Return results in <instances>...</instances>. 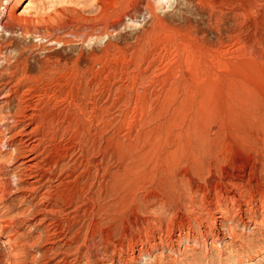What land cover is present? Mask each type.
Here are the masks:
<instances>
[{"label":"rangeland","instance_id":"rangeland-1","mask_svg":"<svg viewBox=\"0 0 264 264\" xmlns=\"http://www.w3.org/2000/svg\"><path fill=\"white\" fill-rule=\"evenodd\" d=\"M1 15L0 70L22 61L53 77L42 103L50 162L91 160L80 199L101 188L104 131L111 174L135 173L124 194L105 200L106 219L82 210L71 227L66 214L35 213L54 205L40 204L42 191L15 190L7 117L17 103L0 93V264H264V161L255 162L248 117L250 107L264 110V0H0ZM48 60L68 69L46 71ZM165 143H213L220 166L210 178L199 162V175L187 173L189 156L175 153L185 181L164 196L144 175ZM48 224L68 238L48 235Z\"/></svg>","mask_w":264,"mask_h":264},{"label":"bare ground","instance_id":"bare-ground-1","mask_svg":"<svg viewBox=\"0 0 264 264\" xmlns=\"http://www.w3.org/2000/svg\"><path fill=\"white\" fill-rule=\"evenodd\" d=\"M3 18H4V15L3 16L1 15L0 16V28L2 30L6 29V27H8V26H5V24L3 23ZM8 57L6 58V61L10 62V58H8ZM22 64H23V62L19 61V62H16L15 64H10V65L4 67V72H2V70H0V74H1L0 76H2L4 73L7 74V79L3 80V82H1V84H0V93L3 94L2 99L5 98L7 104L8 103L9 104L17 103L16 104L17 108H16L15 112L10 113L7 117L12 123V126L10 128H8V132L10 134V137L8 138V141L10 144L9 147L13 148V151H12L13 155H11L13 160L11 159V157H10V159L12 161H17L18 163H20L19 166L15 168V172H14L15 176L17 178L16 179L17 180V184H16L17 189H15V190L22 192V193H28V194H30L31 197L34 196V198H38V193H40V191H42L40 204H44V202L47 201V202L53 204L54 206H52L51 207L52 209H50V210L35 209V213H41V214L43 213V214H47L49 216L50 215H56L58 213L59 214L61 213L64 215L66 214L67 218L69 217L73 221L71 227H74L78 223H81L83 216L86 212H89V214H90V211H91V213H94L95 211H97V213L100 214V216L102 215L105 219L110 217L112 212H111L110 206L107 204L109 201L106 203L105 200L110 198V197H114L116 195H119V194L123 193L124 191L126 192L128 188L126 187V182H127L126 177L127 176H125V173L118 176L116 179H115L116 175L113 176V173L111 174V169H110L109 163H108V153H109L108 149H109L110 144H109V140L107 138V131L106 132L104 131L102 133V136H101L102 143L100 142V144H102L103 148H104V151L102 152V155H103L102 161H101L102 165H101V168L99 170H97V171H99V173H97V175H94L95 181H96L97 177L100 176L99 178L102 181L100 184L101 188L98 192H94V193L90 190L92 192L91 193L92 196L90 198L88 197L87 200H86V198H84L85 200H81L79 197V194L76 193L75 189L79 188V183L81 185L80 179H83L84 175H89V173L91 171V169H90L91 160L87 159L86 164H83V162H81V164L79 166L77 164H74V166H69V167L62 164L61 161L58 159L55 160L53 162V164L50 162V159H49L50 153L47 150V148H48L47 143L49 141V138L43 132L44 126H45L44 122H45V118H46V115H45L46 113L44 112V107H43V104H45V103H43V99L47 95H49L48 94V88L46 86H48L50 81L53 80L52 79L53 77L48 78V76L45 74V72L41 73L42 71L39 74H33V72H32L33 70H32V68H30V66L25 65V63H24V65H22ZM75 66H76V64H75ZM78 66L79 65H77V67ZM63 67H65V66H63L61 63L52 64L48 60L45 64L44 68L46 69V71H50V70L53 71L54 70L53 73L60 74L64 71ZM68 67H70L69 64H68ZM44 68H42V69H44ZM65 68H67V67H65ZM79 68H78V70H79ZM74 69H76V68H73V70H72L73 73H74ZM55 81H56V79H55ZM61 81H62V78L57 80L56 84L62 85ZM248 114H249L248 115L249 122H251V125H252V133L251 134H253V142L255 145V146H253L254 154H256L258 157V159H256L255 162H256V164H258V162L260 163V160L264 161V110L262 111L258 107H250V111L248 112ZM32 126H35V127L32 128ZM30 128H32V129L30 130ZM261 142H263V144ZM171 144H172V142H171ZM183 146H185V145H181V146H179V148L176 151H173V149L172 150L169 149L168 147H170V146L167 147V144H166L165 146L163 145V148H159L158 150H156V152H155L156 156L154 157V155H153V157H154L153 161H154L155 165H157V166H155L153 170L150 169L149 172L146 175H144L145 177L149 178L154 183H156V186L159 187L160 190L163 189L164 191H166V192H164L165 193L164 196L165 195L167 196L166 193H168V192L170 193L171 190L177 191L178 188H183V183L185 181V180L181 181L182 185H179V184H181V183H178L179 178H178V180L176 179L177 174H176V169H175V167H176L175 157H177L179 154L177 155L175 153L181 152V153H183V157H185V158H187L189 156V159L187 160L189 164L187 163L188 164L187 167L183 166V167H185L183 169H185V171L187 173H193L194 172L196 175H199L200 173H204V171H206L205 173L207 174V177L210 178L213 175L212 173H214V172H212L213 169L218 170V168L220 166L221 160L218 158L217 150L214 147L213 143H211L207 147H204L203 149L200 146H197L195 148H189V150H188V147H186V146L183 147ZM171 148H172V146H171ZM188 152L190 155L186 154ZM121 159L125 160L124 155H121ZM130 159L133 163L132 167H130V168H132L131 170H138V169H136L137 165H139L137 155L134 153L133 155H131ZM198 162L201 165V166L197 167L198 168L197 171L200 172L199 174L195 168L196 167L195 165L198 164ZM140 171L143 172L145 170L141 169ZM127 172H128V170H127ZM133 172H130V176ZM130 176H128V177L130 178ZM63 178H64V180H63ZM60 180H62V181L60 182V184L57 185L56 183L59 182ZM143 180H146V179H143ZM133 181H135V180H133ZM138 181H139V179H138ZM140 182H142V181H140ZM145 182H147V181H145ZM139 183H137V184H139ZM93 185L94 184L90 185L91 188H93L92 187ZM84 186H85V184H84ZM128 186H130V185H128ZM83 190H82V192H83ZM239 194H240V192H239ZM124 197H122L121 201L126 200V196H124ZM88 203H89V205H88ZM61 204L65 205L66 208H64L63 211L62 210L61 211L58 210L59 212L54 211V209H56V208H61L62 207ZM110 205H112V204H110ZM82 210L84 211L83 215H81ZM52 217H51V220H52ZM47 220L48 219H45L42 222H46ZM71 220H70V223H71ZM52 223H53V220H52ZM53 224H55V223H53ZM59 225H57V226L49 225V226H47L46 229H47L48 235H50L51 237H53L55 239L56 238L59 239L62 237V239L59 240V242H62L63 240H66L68 238L67 235H68V232L70 233V231H67V234H65V236H63L62 233H59L57 231L52 232V228L53 229L58 228ZM98 225H100V223ZM60 226L62 227V225H60ZM64 228H66V226ZM81 230H82V228H81ZM81 230H79L77 232V234L73 238H71L72 241H77L80 238V236L82 235ZM100 231H97V232H100ZM92 234H93V232H92ZM107 235H108V233H107ZM107 235L106 234L102 235L101 238L104 240H109L111 235H109V236H107ZM96 236H97V234H96ZM87 237H88V231L85 235V241H86ZM92 237H93V235H92ZM106 242H108V241H106Z\"/></svg>","mask_w":264,"mask_h":264}]
</instances>
